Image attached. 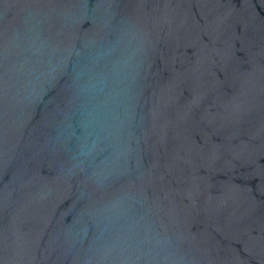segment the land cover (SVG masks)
<instances>
[{
	"label": "water",
	"instance_id": "obj_1",
	"mask_svg": "<svg viewBox=\"0 0 264 264\" xmlns=\"http://www.w3.org/2000/svg\"><path fill=\"white\" fill-rule=\"evenodd\" d=\"M0 264H264V0H0Z\"/></svg>",
	"mask_w": 264,
	"mask_h": 264
}]
</instances>
